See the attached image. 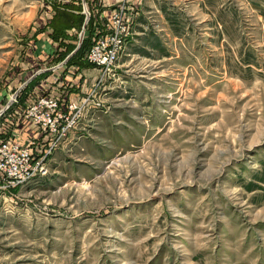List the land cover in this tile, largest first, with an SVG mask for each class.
<instances>
[{
	"label": "rangeland",
	"instance_id": "rangeland-1",
	"mask_svg": "<svg viewBox=\"0 0 264 264\" xmlns=\"http://www.w3.org/2000/svg\"><path fill=\"white\" fill-rule=\"evenodd\" d=\"M45 2L0 0V140L30 95L70 85L79 111L44 174L0 180V264H264V0H119L107 70L84 36L111 15ZM46 30L63 52L35 59Z\"/></svg>",
	"mask_w": 264,
	"mask_h": 264
},
{
	"label": "built area",
	"instance_id": "built-area-1",
	"mask_svg": "<svg viewBox=\"0 0 264 264\" xmlns=\"http://www.w3.org/2000/svg\"><path fill=\"white\" fill-rule=\"evenodd\" d=\"M120 15L118 11L111 14L105 32L95 34L84 53L88 62L104 70L112 67L122 45L121 37L126 28ZM76 110L79 111V106L74 102L61 101L52 95H39L31 99L22 116L42 137L44 135L53 140L42 151L36 150L37 143L35 145L32 137L25 142L14 138L0 140V180L5 186L25 184L46 172L47 154L53 150L59 137L68 135L73 128L72 115Z\"/></svg>",
	"mask_w": 264,
	"mask_h": 264
},
{
	"label": "crops",
	"instance_id": "crops-1",
	"mask_svg": "<svg viewBox=\"0 0 264 264\" xmlns=\"http://www.w3.org/2000/svg\"><path fill=\"white\" fill-rule=\"evenodd\" d=\"M67 1L68 0H52V3L45 2L44 10L47 11V13L50 15V13L52 14V10H51L52 5L56 7L58 4L60 5L65 4ZM83 1L88 6L87 10L89 13V18L93 22L100 23L101 20L108 19V16L111 15V13L115 10V8H117V3L119 0H83ZM48 16H46V18H48ZM40 36L42 38L40 42L36 43V45H33V47H31L32 49L31 53H32L33 58L35 59H38L37 57H41L43 55L45 56L47 53L50 54L51 56L52 52L55 50V46L57 45L56 41H53L50 39L49 33L47 30L44 33L42 32ZM57 49L58 50L55 51L56 53H53L52 55L56 56L58 53L63 52L62 50L60 51L59 47H57ZM69 52L71 51L69 50ZM69 52L64 54L60 60H57L54 63V65L48 66L46 69L52 70L55 67H58V68L64 67V64L70 59L72 55V54L69 55L68 54ZM36 73L37 72H35V74ZM32 76L26 79L25 81L26 84L28 81L31 80ZM69 87L71 86L69 85L64 90L61 89L60 91H58L57 89L51 90L49 91V93H46V94L53 95L57 97L58 99H60L61 101L64 100L65 98L67 100L69 96V94H67L69 91ZM55 91H58V92H55ZM42 94H45V93H42ZM34 95L36 96L37 94H34ZM33 97L34 96H31V95L28 97H25L24 100L18 103V105L14 108L13 113L5 112L4 118H3L4 123H2V127L4 130L8 129L9 138H14L15 140L23 141L29 137H32L35 140H37L40 145V144H43L41 142H44L45 138L44 137L40 138L41 134L38 133L37 129L33 127L31 123L22 116V110L28 105V103L31 101ZM70 140H71V136L64 141L65 142L64 144L69 143ZM4 191H5L4 189L0 188V211L1 209L3 210L5 206L4 203L6 202V199L8 197L7 193Z\"/></svg>",
	"mask_w": 264,
	"mask_h": 264
},
{
	"label": "water",
	"instance_id": "water-1",
	"mask_svg": "<svg viewBox=\"0 0 264 264\" xmlns=\"http://www.w3.org/2000/svg\"><path fill=\"white\" fill-rule=\"evenodd\" d=\"M86 16H87V14L85 15V18H84L85 21H86V19H87ZM85 21H84V22H85ZM82 34H83V30H82V32L80 33V35H79V39H78V42H77L75 48L71 51V53L77 48V45H79V43H80V41H81V38H82Z\"/></svg>",
	"mask_w": 264,
	"mask_h": 264
},
{
	"label": "trees",
	"instance_id": "trees-1",
	"mask_svg": "<svg viewBox=\"0 0 264 264\" xmlns=\"http://www.w3.org/2000/svg\"><path fill=\"white\" fill-rule=\"evenodd\" d=\"M88 32L85 34L86 36H84V39H85V42H86V47L84 48V51L85 49H87L88 45H89V42H90V38L88 37ZM90 35V34H89Z\"/></svg>",
	"mask_w": 264,
	"mask_h": 264
}]
</instances>
